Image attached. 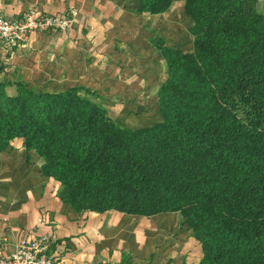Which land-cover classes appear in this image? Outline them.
Masks as SVG:
<instances>
[{"label": "trees", "instance_id": "obj_1", "mask_svg": "<svg viewBox=\"0 0 264 264\" xmlns=\"http://www.w3.org/2000/svg\"><path fill=\"white\" fill-rule=\"evenodd\" d=\"M135 1L149 15L175 2ZM184 11L191 49L152 43L166 66L157 121L123 126L82 86L0 82V154L20 139L75 212L179 214L198 264H264V8L185 0Z\"/></svg>", "mask_w": 264, "mask_h": 264}, {"label": "crops", "instance_id": "obj_2", "mask_svg": "<svg viewBox=\"0 0 264 264\" xmlns=\"http://www.w3.org/2000/svg\"><path fill=\"white\" fill-rule=\"evenodd\" d=\"M258 2L264 8V0ZM137 5L135 0H0V14L7 19L29 11L56 17L77 11L65 33L35 31L11 47L0 41V82H21L37 91L82 86L100 96L110 116L112 98L121 95L117 101L133 103L140 98L142 79L155 77L164 64L146 27L163 21L168 12L139 14ZM145 63L153 69L150 74ZM7 91L14 95V86ZM127 106L124 112L133 107ZM59 191L60 184L42 175L38 157L27 153L20 139L0 154V259L13 253L22 238L40 237L48 239L53 264H198L201 258L191 231L184 225L179 230V214L78 213Z\"/></svg>", "mask_w": 264, "mask_h": 264}, {"label": "rangeland", "instance_id": "obj_3", "mask_svg": "<svg viewBox=\"0 0 264 264\" xmlns=\"http://www.w3.org/2000/svg\"><path fill=\"white\" fill-rule=\"evenodd\" d=\"M151 23H153L154 25H151L149 22L148 26L146 27V34H148V36H151V40L154 43H157V45L177 48L184 52H187L191 49L192 39L189 34V30L192 26V22L190 18L187 17L184 11V3L182 0H175L174 5L168 11V14L165 16V19L163 21H151ZM148 32H151L152 34ZM160 32L162 33L161 35L163 38L159 37ZM141 50L143 49L141 48L140 52ZM145 54L148 55V51L145 52ZM125 56L126 53L124 54V58ZM141 59L147 60V58L144 57H142ZM160 63L161 64L159 66L161 67L159 68L158 72L156 71L155 77L149 75L145 79H142L143 82L141 81L139 83L138 94L140 98H138L137 100L135 99L133 103H125L117 101L121 96L118 95L112 98V100L114 101L108 102L110 116L115 122H119V124L126 127L135 128L157 121V90L166 79L165 63ZM149 65L146 64L145 66V73L147 74H150L151 70L153 71V69L147 68L149 67ZM152 80L153 83L151 82ZM143 83L150 84L145 85ZM95 100L98 101V98L96 97ZM129 104H131L133 107H130L131 110H127L129 112H124V110H122L123 106L128 107L127 105ZM179 227V230L183 228L181 218Z\"/></svg>", "mask_w": 264, "mask_h": 264}, {"label": "built area", "instance_id": "obj_4", "mask_svg": "<svg viewBox=\"0 0 264 264\" xmlns=\"http://www.w3.org/2000/svg\"><path fill=\"white\" fill-rule=\"evenodd\" d=\"M77 11L70 9L64 17L37 15L29 11L14 19H7L0 14V41L4 46L11 47L23 44L35 31L58 30L65 33L71 29ZM48 239L22 238L16 250L7 257L0 259V264H53L54 258L48 255Z\"/></svg>", "mask_w": 264, "mask_h": 264}]
</instances>
